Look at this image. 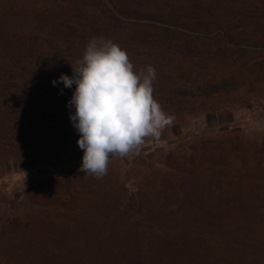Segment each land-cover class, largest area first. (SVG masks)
Returning a JSON list of instances; mask_svg holds the SVG:
<instances>
[{"label":"rangeland","instance_id":"rangeland-1","mask_svg":"<svg viewBox=\"0 0 264 264\" xmlns=\"http://www.w3.org/2000/svg\"><path fill=\"white\" fill-rule=\"evenodd\" d=\"M250 1L264 7V0ZM223 18L233 19L240 44L198 39L183 55L164 47L141 53L198 79L239 81L233 92L210 95L211 111L173 119L138 153L112 157L99 179L79 171L84 153L78 139L54 144L45 156L0 158V264H141L145 256L162 264L182 251L203 264H226V245L242 248L231 243L246 238L245 226L264 228V189L251 186L239 194L251 199L243 205L228 196L226 158H220L221 146L208 144L226 132L264 139V18ZM193 145L189 168L184 159Z\"/></svg>","mask_w":264,"mask_h":264},{"label":"trees","instance_id":"trees-1","mask_svg":"<svg viewBox=\"0 0 264 264\" xmlns=\"http://www.w3.org/2000/svg\"><path fill=\"white\" fill-rule=\"evenodd\" d=\"M225 1L0 0V158L45 156L54 144L80 138L70 119L75 107L69 101L76 86L65 88L59 77L73 75L71 65L75 66L93 37L103 36L117 43L136 69L146 65L156 69L153 96L174 119L211 111L206 103L210 95L233 92L239 88V81L233 77L198 79L183 67L165 69L157 58L150 63L141 53L150 47H164L183 55L198 39L227 38L240 44L238 36L242 35L233 30L232 18H264V7L250 0L239 7ZM226 13L232 21L223 18ZM196 104L198 110L192 111ZM211 141L209 145L221 146L220 158H226V177L231 179L226 193L241 205L250 202L249 196L239 194L247 195L245 190L251 186L264 189V139L226 132ZM196 146L190 147L194 152L184 159L189 168L195 164ZM243 222H247L245 217ZM244 229L246 238L231 243L242 248L226 245V264H264V228L255 232L250 227ZM158 233L161 237L165 234ZM167 259L162 264L204 263L193 252L184 251ZM156 261L162 262L145 256L140 263Z\"/></svg>","mask_w":264,"mask_h":264},{"label":"clouds","instance_id":"clouds-1","mask_svg":"<svg viewBox=\"0 0 264 264\" xmlns=\"http://www.w3.org/2000/svg\"><path fill=\"white\" fill-rule=\"evenodd\" d=\"M71 66L73 75L62 74L59 81L65 88L76 86L69 105L75 107L70 119L84 153L79 171L103 178L112 157L138 153L146 138H159L174 118L153 96L156 69L146 65L137 70L111 39H90Z\"/></svg>","mask_w":264,"mask_h":264}]
</instances>
